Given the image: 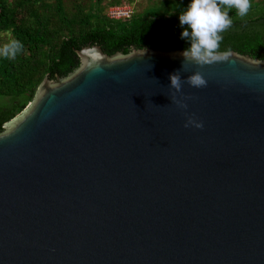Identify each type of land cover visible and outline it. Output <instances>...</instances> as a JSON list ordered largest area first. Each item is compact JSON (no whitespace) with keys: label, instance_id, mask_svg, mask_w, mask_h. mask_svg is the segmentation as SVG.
I'll use <instances>...</instances> for the list:
<instances>
[{"label":"water","instance_id":"95a60500","mask_svg":"<svg viewBox=\"0 0 264 264\" xmlns=\"http://www.w3.org/2000/svg\"><path fill=\"white\" fill-rule=\"evenodd\" d=\"M182 53L85 46L5 124L0 264H264V61Z\"/></svg>","mask_w":264,"mask_h":264},{"label":"trees","instance_id":"16d2710c","mask_svg":"<svg viewBox=\"0 0 264 264\" xmlns=\"http://www.w3.org/2000/svg\"><path fill=\"white\" fill-rule=\"evenodd\" d=\"M125 0H0V45L14 29L23 51L14 60L0 58V133L34 99L47 78L66 77L80 67L77 51L99 45L108 55L133 49L184 51L179 16L191 0H147L126 19H110L109 7ZM132 6L133 0H127ZM243 19L235 9L234 24L223 34L221 51H234L264 61V0H251ZM133 7V6H132ZM134 8V7H133Z\"/></svg>","mask_w":264,"mask_h":264},{"label":"clouds","instance_id":"9594fccd","mask_svg":"<svg viewBox=\"0 0 264 264\" xmlns=\"http://www.w3.org/2000/svg\"><path fill=\"white\" fill-rule=\"evenodd\" d=\"M235 9L236 16L243 19L252 9L251 0H191L186 10L180 14V26L184 29L181 39L188 40L190 47L183 51L185 58L183 70H188V64L203 67L219 61H227L230 51H221L223 34L232 28L234 19L229 13ZM14 29L7 30V42L0 45V58L14 60L23 49V43L13 36ZM187 62V63H185ZM170 87L175 89L172 101L180 108H187V104L178 99L176 93L181 92L183 84L187 83L194 88L206 87L208 81L204 75L196 71L182 80L180 73L170 75ZM194 125L202 128V123L188 119L185 127Z\"/></svg>","mask_w":264,"mask_h":264},{"label":"built area","instance_id":"2783aa9c","mask_svg":"<svg viewBox=\"0 0 264 264\" xmlns=\"http://www.w3.org/2000/svg\"><path fill=\"white\" fill-rule=\"evenodd\" d=\"M134 12V9L129 4H120L116 6L109 7L107 10V16L110 19H126L130 17Z\"/></svg>","mask_w":264,"mask_h":264},{"label":"rangeland","instance_id":"374dc122","mask_svg":"<svg viewBox=\"0 0 264 264\" xmlns=\"http://www.w3.org/2000/svg\"><path fill=\"white\" fill-rule=\"evenodd\" d=\"M133 1H134V3L132 4V6L134 7L133 9H136V8L138 9V6H137V5H138L139 3H142V5H145L147 0H133ZM126 2H127V0H125L124 3H125V4H128V3H126ZM122 4H123V3H122Z\"/></svg>","mask_w":264,"mask_h":264}]
</instances>
